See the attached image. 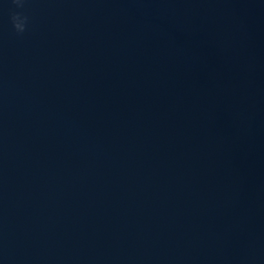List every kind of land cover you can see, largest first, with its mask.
<instances>
[{
    "label": "water",
    "instance_id": "water-1",
    "mask_svg": "<svg viewBox=\"0 0 264 264\" xmlns=\"http://www.w3.org/2000/svg\"><path fill=\"white\" fill-rule=\"evenodd\" d=\"M0 264H264V0H0Z\"/></svg>",
    "mask_w": 264,
    "mask_h": 264
},
{
    "label": "clouds",
    "instance_id": "clouds-1",
    "mask_svg": "<svg viewBox=\"0 0 264 264\" xmlns=\"http://www.w3.org/2000/svg\"><path fill=\"white\" fill-rule=\"evenodd\" d=\"M26 0H11V3L18 8H22ZM11 22L15 32L19 34H23L27 29L28 24V16L23 15L19 12H13L11 14Z\"/></svg>",
    "mask_w": 264,
    "mask_h": 264
}]
</instances>
